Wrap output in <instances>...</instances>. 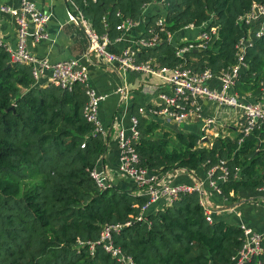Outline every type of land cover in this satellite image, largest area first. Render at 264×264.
Listing matches in <instances>:
<instances>
[{
  "label": "trees",
  "instance_id": "1",
  "mask_svg": "<svg viewBox=\"0 0 264 264\" xmlns=\"http://www.w3.org/2000/svg\"><path fill=\"white\" fill-rule=\"evenodd\" d=\"M151 0H72L91 27L110 40L124 32L123 20H140ZM264 0H163L154 5L146 27L163 16L178 31L193 24L217 37L202 50L175 54L172 43L142 49L140 59L182 64L215 74L232 66L236 44L249 26L238 18ZM234 89L250 100L264 84V31L245 50ZM84 85L71 90L36 82L26 64L10 61L0 47V264H123L98 242L105 226L111 243L134 264H228L243 242V229L212 215L209 221L200 192L180 193L169 205L138 219L144 198L131 189H100L90 175L106 151V139L86 119ZM139 164L158 173L183 168L208 170L224 160L229 171L218 187L229 202L244 191L264 186V125L238 142L217 137L210 147L198 145L195 133L157 131L139 113ZM82 144H84L82 146ZM220 173L216 170L215 176ZM262 251L244 264H264Z\"/></svg>",
  "mask_w": 264,
  "mask_h": 264
},
{
  "label": "built area",
  "instance_id": "2",
  "mask_svg": "<svg viewBox=\"0 0 264 264\" xmlns=\"http://www.w3.org/2000/svg\"><path fill=\"white\" fill-rule=\"evenodd\" d=\"M70 2L73 10L68 12V19L83 28L89 39L90 52L103 56L106 62L115 63L122 70L144 72L161 79V85L157 89L155 106L140 109L142 114L159 115L168 123L180 124L198 121L200 123L198 145L201 147H210L215 138L224 136H238V142H241L243 137L251 133L254 128L264 125V84L260 98L254 101L250 100L249 97L239 96L234 89L241 69L246 66L244 62L246 48L264 31V2L253 3L250 9L238 18L239 21L248 24V33L236 44L235 62L219 74H215L209 69L194 71L182 64L170 66L160 64L154 58L140 59L138 57L142 49L153 48L161 42L174 44L177 56H181L189 50L205 49L208 47V42L217 37L216 27H211L209 31H206L204 30L205 24L201 26L186 25L183 28L198 27V35L195 39L178 42L175 40L177 31H170L166 27L164 17L159 16L155 20V27H146L144 34L134 41L133 46L125 47L117 54L107 50V44L110 42L108 36L94 31L83 13L72 0ZM149 5L163 6V0H151L144 5L143 11ZM0 10L13 16L17 24L15 48L5 44L0 35V47L9 54L10 61L29 66L34 80L42 84L53 83L62 89L71 90L74 84L82 83L87 98L84 106L86 119L93 123L95 131L101 133L106 139L105 131L98 116L99 103L106 98V95L98 93L90 86L86 69L77 60L50 61L47 57L36 56L27 48L26 40L28 37L34 43L50 39V33L46 30L48 14L41 11L32 0H20L18 7L3 5ZM138 23L139 20L125 19L116 25V29L125 32ZM120 37L121 35L115 39L118 40ZM214 78L219 80V88L217 89L209 86V81ZM115 92L119 94L121 99H126L128 90L125 85H122L117 87ZM203 101L216 106L213 114L208 115L204 112ZM225 108L234 112L230 122H225L220 118ZM130 122L128 131L120 129L117 133L119 171L136 183L139 190L137 195L145 199L138 219H141L151 206L159 201L167 206L182 192L202 191L204 186L202 181L192 185L173 183L166 178V174L171 171L158 173L141 166L135 148V143L140 138L138 118L131 116ZM230 129L235 130L233 135L229 133ZM216 170L220 171L217 176H215ZM90 175L100 189L113 186L106 171L99 169L98 164L90 170ZM228 175L229 171L225 161L220 160L216 165L206 170V184L217 193H221L218 182L225 181ZM258 191H264V186L259 187ZM200 200L207 219L212 221L213 210L209 208L204 199ZM240 227L243 229V242L228 264H244L262 251L261 241L264 238V228L262 231L254 232L244 225H240ZM116 228V225L105 226L98 242H102L104 248L123 264H134L129 255L112 245L110 232Z\"/></svg>",
  "mask_w": 264,
  "mask_h": 264
},
{
  "label": "crops",
  "instance_id": "3",
  "mask_svg": "<svg viewBox=\"0 0 264 264\" xmlns=\"http://www.w3.org/2000/svg\"><path fill=\"white\" fill-rule=\"evenodd\" d=\"M20 0H0L3 5L18 7ZM37 7L48 14L46 30L50 39L34 43L30 37L26 40L27 48L38 57H47L50 61L72 59L77 60L88 73L89 84L98 93L105 94L106 98L100 101L98 116L106 135V151L98 163V168L103 169L113 186L131 189L136 194V183L119 171V146L117 133L120 129L128 131L131 125L130 117L139 113L140 116L152 120L158 125L157 131L195 133L199 136L200 123H168L159 115L142 114L140 109L155 106L157 102V89L161 79L157 76L120 69L115 63H108L103 56L89 51V39L83 28L68 19V12L73 10L70 0H32ZM156 11L154 5H149L143 11L139 23L121 34L120 39H113L107 44V50L120 53L123 48L133 46L134 41L144 34L150 15ZM175 33V40L183 42L195 39L199 28H183ZM0 35L5 44L15 48L17 44V24L10 14L0 10ZM120 36V35H119ZM127 87L126 99H121L115 92L116 88ZM209 86L219 88V80L214 78L209 81ZM203 110L206 114H213L216 106L203 101ZM223 109V108H221ZM234 112L224 109L220 118L230 122ZM229 133L233 135L234 129ZM166 178L173 183L192 185L204 182L202 189L203 199L213 210L212 215L230 223L244 225L254 232L264 228V191L242 192L238 200L229 202L220 193L206 184V170L200 168L196 171L176 168L166 174ZM165 205L159 201L153 204L150 210H157Z\"/></svg>",
  "mask_w": 264,
  "mask_h": 264
},
{
  "label": "water",
  "instance_id": "4",
  "mask_svg": "<svg viewBox=\"0 0 264 264\" xmlns=\"http://www.w3.org/2000/svg\"><path fill=\"white\" fill-rule=\"evenodd\" d=\"M200 197H201V199H203V192L202 191L200 192Z\"/></svg>",
  "mask_w": 264,
  "mask_h": 264
},
{
  "label": "rangeland",
  "instance_id": "5",
  "mask_svg": "<svg viewBox=\"0 0 264 264\" xmlns=\"http://www.w3.org/2000/svg\"><path fill=\"white\" fill-rule=\"evenodd\" d=\"M181 30V29H180ZM180 30H178L177 32H181ZM196 51V50H195Z\"/></svg>",
  "mask_w": 264,
  "mask_h": 264
}]
</instances>
